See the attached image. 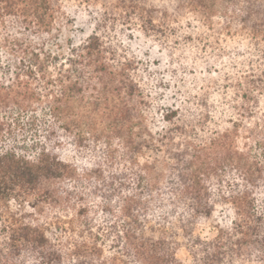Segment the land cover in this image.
Segmentation results:
<instances>
[{"label":"trees","instance_id":"trees-1","mask_svg":"<svg viewBox=\"0 0 264 264\" xmlns=\"http://www.w3.org/2000/svg\"><path fill=\"white\" fill-rule=\"evenodd\" d=\"M81 1L97 10L75 42L61 0H0V264H186L182 249L264 264V0ZM188 16L224 72L199 113L165 108L157 128L135 59L106 34L131 20L174 33ZM68 147L98 159L80 168Z\"/></svg>","mask_w":264,"mask_h":264},{"label":"rangeland","instance_id":"rangeland-1","mask_svg":"<svg viewBox=\"0 0 264 264\" xmlns=\"http://www.w3.org/2000/svg\"><path fill=\"white\" fill-rule=\"evenodd\" d=\"M94 4L81 0H61L65 16L59 32L61 40L72 38L78 42L92 32V12L97 10ZM188 18L192 24L191 28H178L174 33L171 28H164V33L157 31L145 34L141 30L142 23L139 20H131L127 25L119 22L114 30L106 34L108 42H117L122 53L127 52V57L135 59L133 75L135 74L151 101L146 114L151 124L157 128L163 123L161 113L165 108L177 109L180 118L185 121L189 120L192 113H199L202 95L210 98L212 102L216 91L214 83L218 74L224 72L221 63H215L217 50L214 48L212 32L200 22L201 27L198 29L196 26L199 24L191 16ZM12 30L19 29L15 26ZM188 33L198 40H188ZM214 69H219V72ZM82 153L85 152H77L68 147L64 156L68 160H74L81 168L88 162L94 164L99 155L98 152H93L89 158L81 155ZM98 200L100 199L96 201ZM217 210L222 212L223 209L218 207ZM100 214H91L100 224H105L111 219L110 216ZM221 214L217 216L218 221L223 219ZM196 231L203 237H209L215 230L209 223L198 225ZM178 255L184 263L190 264V256L185 249L180 250Z\"/></svg>","mask_w":264,"mask_h":264}]
</instances>
